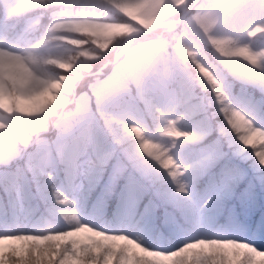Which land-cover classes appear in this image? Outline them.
I'll return each instance as SVG.
<instances>
[{
    "label": "snow or ice",
    "instance_id": "obj_1",
    "mask_svg": "<svg viewBox=\"0 0 264 264\" xmlns=\"http://www.w3.org/2000/svg\"><path fill=\"white\" fill-rule=\"evenodd\" d=\"M0 264H264V0H0Z\"/></svg>",
    "mask_w": 264,
    "mask_h": 264
}]
</instances>
